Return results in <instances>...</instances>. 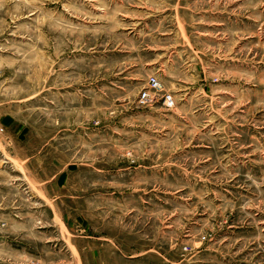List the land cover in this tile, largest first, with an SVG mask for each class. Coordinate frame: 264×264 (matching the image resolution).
Here are the masks:
<instances>
[{
	"label": "rangeland",
	"instance_id": "1",
	"mask_svg": "<svg viewBox=\"0 0 264 264\" xmlns=\"http://www.w3.org/2000/svg\"><path fill=\"white\" fill-rule=\"evenodd\" d=\"M0 264H264V0H0Z\"/></svg>",
	"mask_w": 264,
	"mask_h": 264
},
{
	"label": "built area",
	"instance_id": "2",
	"mask_svg": "<svg viewBox=\"0 0 264 264\" xmlns=\"http://www.w3.org/2000/svg\"><path fill=\"white\" fill-rule=\"evenodd\" d=\"M162 90L163 89L159 79L157 77H151L149 79V88L144 90L140 95V104L142 106L151 105L156 99V92L159 93ZM162 99L165 107H167L168 109H173L176 106V101L171 94H163Z\"/></svg>",
	"mask_w": 264,
	"mask_h": 264
}]
</instances>
